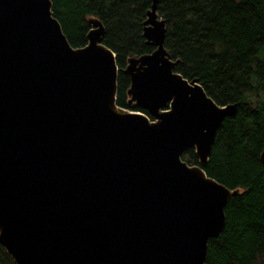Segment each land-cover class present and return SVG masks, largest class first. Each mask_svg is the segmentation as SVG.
I'll return each instance as SVG.
<instances>
[{
  "label": "water",
  "instance_id": "95a60500",
  "mask_svg": "<svg viewBox=\"0 0 264 264\" xmlns=\"http://www.w3.org/2000/svg\"><path fill=\"white\" fill-rule=\"evenodd\" d=\"M157 1L142 33L155 48L124 68L151 119L117 104L98 17L74 47L52 0H0V244L16 264H205L224 229L240 188L204 167L237 103L175 70Z\"/></svg>",
  "mask_w": 264,
  "mask_h": 264
},
{
  "label": "trees",
  "instance_id": "16d2710c",
  "mask_svg": "<svg viewBox=\"0 0 264 264\" xmlns=\"http://www.w3.org/2000/svg\"><path fill=\"white\" fill-rule=\"evenodd\" d=\"M74 47L87 43L89 17L105 27L103 42L119 68L117 104L129 103L128 58L155 48L142 35L153 0H52ZM166 21L165 47L175 70L197 78L217 103H237L223 119L205 171L230 188H240L225 207L222 232L208 241L205 264H264V0H158ZM199 164L190 148L183 155ZM0 264H16L0 244Z\"/></svg>",
  "mask_w": 264,
  "mask_h": 264
}]
</instances>
